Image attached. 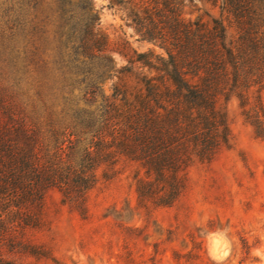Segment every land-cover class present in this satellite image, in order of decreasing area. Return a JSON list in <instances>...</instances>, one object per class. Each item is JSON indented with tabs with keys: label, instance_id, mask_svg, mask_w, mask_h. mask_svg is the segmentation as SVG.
Returning a JSON list of instances; mask_svg holds the SVG:
<instances>
[{
	"label": "trees",
	"instance_id": "16d2710c",
	"mask_svg": "<svg viewBox=\"0 0 264 264\" xmlns=\"http://www.w3.org/2000/svg\"><path fill=\"white\" fill-rule=\"evenodd\" d=\"M187 1L110 0L145 52L111 41L94 0H50L41 21L2 29L0 264L50 259L48 193L86 219L102 168L109 180L135 167L139 209L173 207L190 169L231 148L232 100L264 140V0H201L220 13L211 22L187 19ZM116 53L130 80L106 95Z\"/></svg>",
	"mask_w": 264,
	"mask_h": 264
},
{
	"label": "rangeland",
	"instance_id": "374dc122",
	"mask_svg": "<svg viewBox=\"0 0 264 264\" xmlns=\"http://www.w3.org/2000/svg\"><path fill=\"white\" fill-rule=\"evenodd\" d=\"M38 1L35 10L34 0H0V34L19 18L41 21L50 0ZM94 5L100 29L113 43L126 40L138 52L152 47L139 39L124 9L111 7L110 0H94ZM184 15L205 22L220 17L218 9L201 0H188ZM115 64L102 84L106 95L130 80L116 72L127 64L119 53ZM226 109L231 148L211 164L192 167L185 192L171 208L152 214L138 208L135 167L109 180L103 168L98 171L86 219L62 203L58 190H51L46 199L49 225L38 235L51 258H33L31 264H264V140L245 122L235 100Z\"/></svg>",
	"mask_w": 264,
	"mask_h": 264
}]
</instances>
